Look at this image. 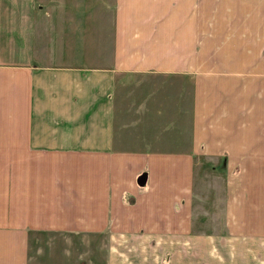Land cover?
<instances>
[{"label": "crops", "instance_id": "0c3cea01", "mask_svg": "<svg viewBox=\"0 0 264 264\" xmlns=\"http://www.w3.org/2000/svg\"><path fill=\"white\" fill-rule=\"evenodd\" d=\"M50 236L264 264V0H0V264Z\"/></svg>", "mask_w": 264, "mask_h": 264}, {"label": "rangeland", "instance_id": "374dc122", "mask_svg": "<svg viewBox=\"0 0 264 264\" xmlns=\"http://www.w3.org/2000/svg\"><path fill=\"white\" fill-rule=\"evenodd\" d=\"M194 192L195 213L201 214L205 210L207 215L212 214L220 216L223 212V192L221 189H208L206 194H203L201 190ZM202 195L205 197L203 198ZM200 199L203 200V202H201ZM213 223H215V225L217 224L215 221H213ZM134 239L135 238L113 239V251L116 261L133 264L130 258V254L132 255L131 252L136 251L139 253V251H150V253H152L155 251L159 258L157 262L169 263V246L162 245V243L169 244L170 239H151L142 237L141 239L143 240L138 242L139 245L135 243ZM102 242L103 241L100 239H79L71 237L53 238L50 236L39 238L37 242H35L33 248L38 253V261L41 264H56L58 261H60L61 264H91L93 257L88 255L89 251L94 250L95 247ZM36 252L35 255L37 254ZM137 258L140 259V257H135L134 259L136 260Z\"/></svg>", "mask_w": 264, "mask_h": 264}, {"label": "water", "instance_id": "95a60500", "mask_svg": "<svg viewBox=\"0 0 264 264\" xmlns=\"http://www.w3.org/2000/svg\"><path fill=\"white\" fill-rule=\"evenodd\" d=\"M137 181L139 185H144L146 181V173H142L141 175L138 176Z\"/></svg>", "mask_w": 264, "mask_h": 264}]
</instances>
